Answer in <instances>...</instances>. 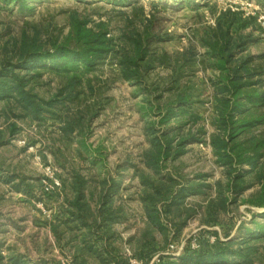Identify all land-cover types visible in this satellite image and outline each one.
Here are the masks:
<instances>
[{
  "label": "rangeland",
  "instance_id": "374dc122",
  "mask_svg": "<svg viewBox=\"0 0 264 264\" xmlns=\"http://www.w3.org/2000/svg\"><path fill=\"white\" fill-rule=\"evenodd\" d=\"M27 7L22 13L0 0V67L16 63L24 42L76 48L75 22L102 30L117 55L78 74L81 103L57 106L55 120L0 100V264H204L189 258L218 249L228 262L211 264H264V237L245 236L264 226L256 204L264 162L244 167L248 188L230 200L229 171L211 143L222 134L217 117L228 94L221 91L236 66L251 58L255 89L264 92L257 23L264 0H29ZM147 35L157 40L139 64L141 78L126 81L120 54H131L132 37ZM68 79L46 72L27 88L52 101ZM59 115L76 129L61 130ZM165 137L173 153L184 140V152L153 166L151 142ZM194 185L202 186L197 194L188 191Z\"/></svg>",
  "mask_w": 264,
  "mask_h": 264
},
{
  "label": "trees",
  "instance_id": "16d2710c",
  "mask_svg": "<svg viewBox=\"0 0 264 264\" xmlns=\"http://www.w3.org/2000/svg\"><path fill=\"white\" fill-rule=\"evenodd\" d=\"M9 1L15 3L20 12H27L29 0ZM256 1L262 2V0ZM73 28L76 48L58 45L54 46L53 50H42L35 47L33 42L22 43L16 63H4L0 67V100L14 99L24 113L42 122L48 116L55 120L53 112L57 106L66 109L71 104L79 105L81 91L78 90V86L81 81L78 74L94 71L109 56L117 55V51L116 47L106 39L102 30L96 31L93 28H87L86 23L81 22H75ZM155 40L157 39L149 35L130 39L132 42L131 54L124 51L120 54L119 64L124 80H140L141 71L144 69H141L139 64L145 60L146 51ZM251 60L248 58L236 66L228 83L222 88L221 92L228 94L227 97L220 99L221 106L217 117L222 134L217 135L211 141L219 164L229 171L227 187L231 194L230 200L233 201L248 188L243 182L244 176L248 173L244 167L248 166L251 171L259 168L264 162V129L260 130L261 127H264V92L255 89L260 81L254 78L259 73L250 69ZM46 72L57 73L69 78L58 92L59 98L52 101L40 99L27 88L31 80L41 77ZM78 114L79 120L82 119V114ZM57 119L63 120L61 130L64 132L70 133L78 126V123L72 122L65 115L62 117L59 115ZM151 143L158 148L155 153L146 155V159L153 166L157 165L161 159H166L169 156L175 158L184 152L182 150L184 140L176 144L179 148L175 149L174 153L171 147L173 140L171 139L166 137L163 141L154 139ZM233 171L235 172L233 173ZM201 188L202 186L194 185L188 191L197 194ZM184 191L185 189L182 190V192ZM180 195H173L172 200L176 201ZM256 204L264 207V198ZM245 236L250 239L264 237V226L257 225L255 229L246 232ZM223 244L227 247L229 245L227 242ZM225 250L218 249L215 254L208 255L209 257L203 259L199 258L198 253H195L192 257L190 256L189 260L204 264L225 263L228 262L227 256L224 254Z\"/></svg>",
  "mask_w": 264,
  "mask_h": 264
},
{
  "label": "built area",
  "instance_id": "2783aa9c",
  "mask_svg": "<svg viewBox=\"0 0 264 264\" xmlns=\"http://www.w3.org/2000/svg\"><path fill=\"white\" fill-rule=\"evenodd\" d=\"M253 2H251L248 5H252ZM255 4V3H254ZM257 23L259 24V27L261 30H264V13H259V15L257 16Z\"/></svg>",
  "mask_w": 264,
  "mask_h": 264
}]
</instances>
